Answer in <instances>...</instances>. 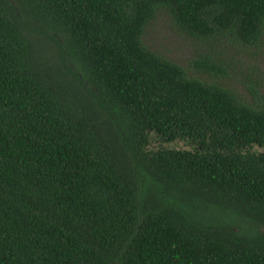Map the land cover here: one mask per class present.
Instances as JSON below:
<instances>
[{
    "label": "trees",
    "instance_id": "obj_1",
    "mask_svg": "<svg viewBox=\"0 0 264 264\" xmlns=\"http://www.w3.org/2000/svg\"><path fill=\"white\" fill-rule=\"evenodd\" d=\"M159 9L264 30V0H0V264H264V107L144 45Z\"/></svg>",
    "mask_w": 264,
    "mask_h": 264
},
{
    "label": "rangeland",
    "instance_id": "obj_2",
    "mask_svg": "<svg viewBox=\"0 0 264 264\" xmlns=\"http://www.w3.org/2000/svg\"><path fill=\"white\" fill-rule=\"evenodd\" d=\"M143 43L158 55L182 66L188 76L220 84L231 89L242 102L264 107V30L255 45H245L230 36L202 41L176 26L167 9H159L154 21L147 25ZM44 53L52 61L57 60L53 44L45 45ZM201 59L220 64L225 73L199 69L195 62ZM159 148L190 149L183 142L166 144L152 137L149 149ZM250 151L264 152V148L255 146Z\"/></svg>",
    "mask_w": 264,
    "mask_h": 264
}]
</instances>
